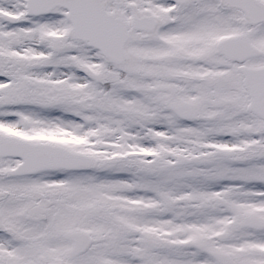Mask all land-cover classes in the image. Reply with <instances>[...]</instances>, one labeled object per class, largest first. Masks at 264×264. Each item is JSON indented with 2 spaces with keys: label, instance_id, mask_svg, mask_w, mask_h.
<instances>
[{
  "label": "snow or ice",
  "instance_id": "1",
  "mask_svg": "<svg viewBox=\"0 0 264 264\" xmlns=\"http://www.w3.org/2000/svg\"><path fill=\"white\" fill-rule=\"evenodd\" d=\"M0 264H264V0H0Z\"/></svg>",
  "mask_w": 264,
  "mask_h": 264
}]
</instances>
